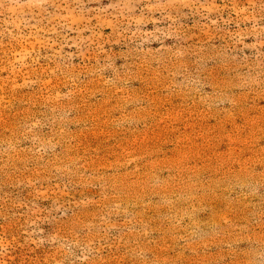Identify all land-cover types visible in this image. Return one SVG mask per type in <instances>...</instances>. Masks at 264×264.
<instances>
[{"label": "rangeland", "instance_id": "1", "mask_svg": "<svg viewBox=\"0 0 264 264\" xmlns=\"http://www.w3.org/2000/svg\"><path fill=\"white\" fill-rule=\"evenodd\" d=\"M0 264H264V0H0Z\"/></svg>", "mask_w": 264, "mask_h": 264}]
</instances>
